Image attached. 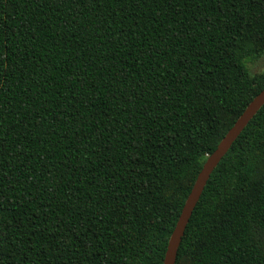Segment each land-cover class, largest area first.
Here are the masks:
<instances>
[{
    "label": "trees",
    "instance_id": "16d2710c",
    "mask_svg": "<svg viewBox=\"0 0 264 264\" xmlns=\"http://www.w3.org/2000/svg\"><path fill=\"white\" fill-rule=\"evenodd\" d=\"M263 54L264 0H0V264H163ZM176 264H264V104Z\"/></svg>",
    "mask_w": 264,
    "mask_h": 264
},
{
    "label": "water",
    "instance_id": "95a60500",
    "mask_svg": "<svg viewBox=\"0 0 264 264\" xmlns=\"http://www.w3.org/2000/svg\"><path fill=\"white\" fill-rule=\"evenodd\" d=\"M263 104L264 88L248 104L234 125L228 130V132L219 142L216 149L207 156L172 231L163 264H176L178 249L185 233L186 226L190 220V217L192 216L197 202L201 197L208 179L221 159L228 152L233 142L250 122L253 116L258 112V110L263 106Z\"/></svg>",
    "mask_w": 264,
    "mask_h": 264
},
{
    "label": "rangeland",
    "instance_id": "374dc122",
    "mask_svg": "<svg viewBox=\"0 0 264 264\" xmlns=\"http://www.w3.org/2000/svg\"><path fill=\"white\" fill-rule=\"evenodd\" d=\"M251 74L264 72V54L256 61L248 63Z\"/></svg>",
    "mask_w": 264,
    "mask_h": 264
}]
</instances>
